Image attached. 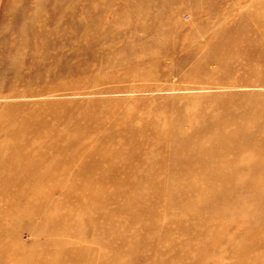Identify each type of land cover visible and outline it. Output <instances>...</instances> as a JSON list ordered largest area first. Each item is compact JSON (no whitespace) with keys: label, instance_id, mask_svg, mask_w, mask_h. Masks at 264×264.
Returning a JSON list of instances; mask_svg holds the SVG:
<instances>
[{"label":"rangeland","instance_id":"374dc122","mask_svg":"<svg viewBox=\"0 0 264 264\" xmlns=\"http://www.w3.org/2000/svg\"><path fill=\"white\" fill-rule=\"evenodd\" d=\"M0 264H264V0H0Z\"/></svg>","mask_w":264,"mask_h":264}]
</instances>
